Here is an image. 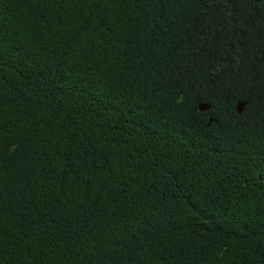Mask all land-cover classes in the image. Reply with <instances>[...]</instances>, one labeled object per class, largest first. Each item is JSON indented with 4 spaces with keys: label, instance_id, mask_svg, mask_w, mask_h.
<instances>
[{
    "label": "trees",
    "instance_id": "trees-1",
    "mask_svg": "<svg viewBox=\"0 0 264 264\" xmlns=\"http://www.w3.org/2000/svg\"><path fill=\"white\" fill-rule=\"evenodd\" d=\"M263 75L264 0H0V264H264Z\"/></svg>",
    "mask_w": 264,
    "mask_h": 264
},
{
    "label": "water",
    "instance_id": "water-1",
    "mask_svg": "<svg viewBox=\"0 0 264 264\" xmlns=\"http://www.w3.org/2000/svg\"><path fill=\"white\" fill-rule=\"evenodd\" d=\"M264 78V75H263ZM243 107H244V102H238L236 104V111L240 114L243 111Z\"/></svg>",
    "mask_w": 264,
    "mask_h": 264
}]
</instances>
